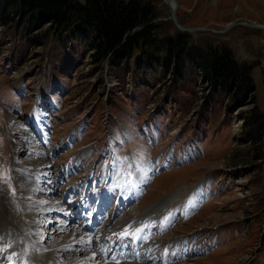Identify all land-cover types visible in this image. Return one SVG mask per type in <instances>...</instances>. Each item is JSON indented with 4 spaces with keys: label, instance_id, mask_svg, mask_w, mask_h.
<instances>
[{
    "label": "rangeland",
    "instance_id": "1",
    "mask_svg": "<svg viewBox=\"0 0 264 264\" xmlns=\"http://www.w3.org/2000/svg\"><path fill=\"white\" fill-rule=\"evenodd\" d=\"M176 1L184 27L223 29L233 21L264 25V0ZM152 2L157 22L172 31L166 0ZM216 35L211 38L229 45L237 57L257 63L256 95L264 106L263 31L233 26ZM23 42L15 31L0 29V209L9 205V222L22 223L24 235L33 231L40 237L48 260L66 264L71 258L64 245L83 236L73 234L84 222L83 209L119 234L114 228L121 231L147 207L174 194L171 209L152 213L148 221L154 228L137 237L142 264H264V158L249 159L238 117L249 104L228 110L223 95L208 92L190 70L166 94L169 78L153 91L135 84L142 76L134 71L104 64L103 73L92 74L98 65L90 52L68 37L34 48ZM38 162L48 164L37 173L46 178L40 186L27 176ZM149 167L156 171L145 184L141 172ZM122 175L132 182V197L125 202ZM30 188L39 189L33 197L42 199L45 210L32 199L26 206L23 196ZM66 212L73 226L61 216ZM161 212L162 221L172 214L165 225L156 221ZM10 230L7 223L0 226V244L11 238ZM131 237L120 239L134 242ZM79 252V258L89 253Z\"/></svg>",
    "mask_w": 264,
    "mask_h": 264
},
{
    "label": "trees",
    "instance_id": "2",
    "mask_svg": "<svg viewBox=\"0 0 264 264\" xmlns=\"http://www.w3.org/2000/svg\"><path fill=\"white\" fill-rule=\"evenodd\" d=\"M158 15L152 0H0V29L20 34L24 46L68 37L90 52L98 65L92 74L103 73L104 64L118 72L134 71L142 76H134L135 84L153 91L169 78L164 87L172 94L170 88L176 90L190 70L208 92L223 95L228 110L249 104L238 114L240 132L250 146L249 159L263 160L264 106L257 100L253 75L257 63L237 57L229 45L211 38L219 36L215 33L181 31L173 22V30L164 31ZM178 21L183 26L179 16ZM254 198L262 201L260 195Z\"/></svg>",
    "mask_w": 264,
    "mask_h": 264
},
{
    "label": "bare ground",
    "instance_id": "3",
    "mask_svg": "<svg viewBox=\"0 0 264 264\" xmlns=\"http://www.w3.org/2000/svg\"><path fill=\"white\" fill-rule=\"evenodd\" d=\"M46 166H48V164L46 162L45 163H42V162L39 163L38 162V164L34 165L31 170H28L27 176L30 177L32 181L35 180V182H36L35 185L40 186V182L43 183L46 180L45 176L39 177V175H37L38 172H42L43 170H45V168H47ZM155 171H156L155 169L150 168V167L147 169H144V171L141 172V181L143 180L144 182H146L145 184H147L149 179L152 178V176L154 174L153 172H155ZM122 179H126V181H124L122 184L123 186H121V188H122L121 189V195L125 199H127L128 197L126 198V196L132 197V193H128L129 188L131 187L130 185L132 184V182L127 183V181H130V180H128L127 178H124L123 175H122ZM30 189H31L30 191L24 192V196H23V198H25V200H26L25 201L26 206H28V207H29V205L31 206L30 202L32 199L33 201H36V207H38L39 209H42L43 208L41 205V204H43L42 199L33 197V194H35L39 189L38 188H30ZM134 189H135V187H134ZM173 195L174 194H171V195H169V197L164 198L162 201L159 200L160 202H157L156 204L154 203L153 205L147 207L145 209L143 215H141L138 219H133V220L128 221L127 222L128 224L123 226V229L121 231L119 230L120 227H118V226H117V228H114V229H116V231H118V233L123 232L126 228L129 231H132L131 228H133V227L136 228L138 225V221H144L145 225H150L151 228L154 227L155 224H153V222L148 221L151 217V214L156 212L157 210L163 211V210L168 209V211H169L171 209L170 207L174 203V201H172V199L174 198V197L172 198ZM65 197H66V194H65L64 198ZM0 199L2 200L3 197H0ZM57 203L61 205V201H58ZM2 205H4V204H2ZM59 206L56 204L54 205V207H59ZM9 207L10 206L7 205L5 207V209H0V214H1L0 226L2 224L4 225L5 223H7V225H10L11 230L9 231V233H10V235H12L10 239H7V240H5V242L3 244H0V248H5V251L3 253H0V261H2V264H8L7 256L11 255L12 252H16L18 254L16 257H13V264H23V261H25V260L28 261V264H53L50 260H48L49 258H51L50 256H48V253L42 252L41 248H39L40 246L38 245L39 244L38 240H40V237L39 238L35 237L33 231H30L29 234L24 235L23 232L25 230H24V227L22 226V223L21 224L18 223L16 226L13 223V221L9 222V218H8L9 217ZM60 208H61V206H60ZM43 210H45V208H43ZM57 213H58V211L56 212V214ZM66 213H61V214H62V216H67ZM163 213H165V211H163ZM161 215H162V212L160 213V215H158L157 220H156L155 216H152V221L156 220V221H160L158 224H166L167 221L161 220ZM30 221H31V219L29 220L28 218L24 221L25 227H26L27 223L28 224L30 223ZM92 222L94 223V221H92ZM141 225H143V226H141V228L144 229L145 228L144 224H141ZM94 228H95V226H94ZM94 228H89V226H87V225H77V227L75 228L77 230H74L73 234L76 235L77 233H83V236H81L80 238H72V236H71L72 239L69 240V242L64 245V247L66 249H68L70 252H72L71 258L68 261H66V264H107L105 259H107L108 257L113 258L117 254H119V252H117L114 248H112L115 251V253L112 255V253L105 250L104 247L100 245V243H94V237L92 235L85 234V231L87 233H90L91 229H94ZM103 230H105V228ZM1 232H2V230H1ZM133 232H135V230H133ZM10 235H8V236H10ZM29 235H31V236H29ZM95 236H97V234ZM90 238H91V241L88 242L90 240ZM81 240L85 241L86 243H80ZM7 244H11V247H6ZM29 245H34L36 252H34V251L32 252ZM83 248H88L89 253L85 257L83 256V258H79L77 253H80L79 251H81ZM93 253H95L96 255L93 256ZM137 256H138V253L136 251H134L131 257L137 258ZM110 258H108V259L112 263V260ZM111 263L108 262V264H111ZM132 264H136V263H132ZM140 264H142V263H140Z\"/></svg>",
    "mask_w": 264,
    "mask_h": 264
},
{
    "label": "water",
    "instance_id": "4",
    "mask_svg": "<svg viewBox=\"0 0 264 264\" xmlns=\"http://www.w3.org/2000/svg\"><path fill=\"white\" fill-rule=\"evenodd\" d=\"M167 5L169 6L170 10V18L173 22V24L181 31H187V32H195V31H209L215 34H221L225 33L231 27L233 26H246V27H251L254 29H258L263 31L264 33V25L258 24V23H253V22H244V21H233L227 24L223 29H213V28H208V27H184L182 26L177 18V1L176 0H166Z\"/></svg>",
    "mask_w": 264,
    "mask_h": 264
},
{
    "label": "snow or ice",
    "instance_id": "5",
    "mask_svg": "<svg viewBox=\"0 0 264 264\" xmlns=\"http://www.w3.org/2000/svg\"><path fill=\"white\" fill-rule=\"evenodd\" d=\"M129 183H131V181H129ZM13 194L14 193V190H13ZM43 203V202H42ZM172 214L170 213L169 216H166L164 217V221H168L169 220V217L171 216ZM145 228L147 227H150V225H144ZM143 231L142 228H137L135 230V232H132L130 233L128 231V229L126 228L123 232L119 233V234H114V235H118L121 239L125 238V237H128V236H132L134 238H137L139 237V234ZM145 239H147V237H144ZM0 240H3V237H0ZM91 241V238L88 242ZM80 243H86L85 241L81 240ZM6 247H11V244H7ZM5 251V248H0V253H3ZM18 254L16 252H12L11 255L7 256V261H8V264H13V257H16ZM96 254L93 253V256H95ZM0 264H2V261H0ZM23 264H28V261L25 260L23 261Z\"/></svg>",
    "mask_w": 264,
    "mask_h": 264
}]
</instances>
